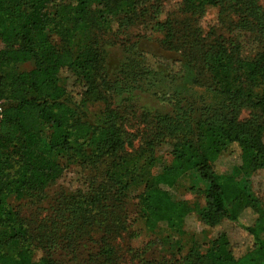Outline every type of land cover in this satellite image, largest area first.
I'll list each match as a JSON object with an SVG mask.
<instances>
[{
  "label": "trees",
  "instance_id": "1",
  "mask_svg": "<svg viewBox=\"0 0 264 264\" xmlns=\"http://www.w3.org/2000/svg\"><path fill=\"white\" fill-rule=\"evenodd\" d=\"M169 1L0 0V264H242L264 254L257 233L264 201L234 175L264 173V9L259 0H175L161 21ZM211 10L215 21L203 25ZM147 17L156 22L160 46L195 70L196 82L220 102L204 107L192 130L190 111L177 97L158 98L173 113L149 116L148 125L143 119L141 131H150L145 154L152 158L167 149L173 162L130 202L134 169L121 160L130 135L106 99L108 90L122 97L124 89L116 81L110 87L94 53L83 49L74 56L71 44L78 32L134 26ZM31 62V70L14 71ZM91 95L105 108L98 124L81 111ZM244 110L249 119L239 122ZM231 145L240 150V164L218 173L215 164ZM63 155L76 162L82 181L47 202L44 190L63 174ZM192 170L206 183L200 206L176 196V181ZM11 195L34 200L30 219L8 205ZM245 211L255 216L250 226L240 222ZM192 215L206 238L224 222L240 225L250 251L235 258L225 232L207 238L205 254L192 247L184 253L176 245L162 260H147V247L123 245L139 234L138 223L147 230L186 232Z\"/></svg>",
  "mask_w": 264,
  "mask_h": 264
},
{
  "label": "rangeland",
  "instance_id": "2",
  "mask_svg": "<svg viewBox=\"0 0 264 264\" xmlns=\"http://www.w3.org/2000/svg\"><path fill=\"white\" fill-rule=\"evenodd\" d=\"M175 0H170L164 7V14L160 20L165 19L168 11L174 7ZM264 9V0H259ZM98 8L92 6L89 12L92 16L97 14ZM216 19V12L211 10L203 18V25L212 24ZM219 34H223L220 32ZM161 34L154 19L150 17L143 21L139 20L134 26L113 28L112 30H90L75 34L71 44L74 56L79 55L83 49L94 53L99 60L100 75L111 85L116 81L122 97L112 91L107 95V103H111L110 109L115 110L123 117L121 126L129 133L128 139L131 145L122 153L121 160L129 169H134L133 182L129 181V200L131 202L141 193L146 183L152 177L159 174L164 168L172 164L167 149L159 151L156 156L149 158L145 154V143L150 136V131H141L144 124H149L150 117L172 116V106L163 104L158 99L162 95H174L180 100V106L189 112L192 130L194 123L200 116L204 107H216L220 100L204 86V82H196V71L184 67L180 57L160 46ZM34 64L26 63L18 65L15 72H25L33 68ZM75 92H78L74 89ZM122 98L130 99L129 102L116 105ZM93 95L88 96L81 111L86 119L92 124H98L105 115L102 101H97ZM126 105V106H125ZM150 116V117H149ZM249 119V112L244 110L239 115L238 121L244 122ZM149 122V123H147ZM192 137V135L190 136ZM193 141L196 140L192 137ZM261 141L264 143V129L261 133ZM63 166L64 172L52 185L48 186L43 193L47 202L54 196L65 190L79 188L82 181V173L76 162L69 156L63 155L58 159ZM240 164V150L236 145H231L218 159L215 170L218 173H229ZM237 182L246 189L253 197L264 201V173L262 171L251 176V171H235ZM177 197L187 200L190 205L200 206L204 203L206 183L200 179L195 170L189 171L176 181ZM8 205L17 211L21 217L30 219L35 213L34 200L16 199L13 195L7 198ZM255 216L251 211H245L240 218L242 225H252ZM139 234L136 238L123 243L132 248L147 247L145 257L149 261L162 260L175 252L176 245L181 251L192 247L198 253H206L207 238H213L219 233L228 235L231 251L235 258L242 257L251 248V241L244 234L240 225L222 223L220 226L209 230L208 237L200 234L204 228L198 224L196 216H189L185 223L186 232H172L167 229L147 230L141 223L136 225ZM257 233L264 242V224L257 227ZM122 245V246H123ZM242 264H264V254L255 253L250 262Z\"/></svg>",
  "mask_w": 264,
  "mask_h": 264
},
{
  "label": "built area",
  "instance_id": "3",
  "mask_svg": "<svg viewBox=\"0 0 264 264\" xmlns=\"http://www.w3.org/2000/svg\"><path fill=\"white\" fill-rule=\"evenodd\" d=\"M2 112H3V108H2V105H1V103H0V121H1V119H2Z\"/></svg>",
  "mask_w": 264,
  "mask_h": 264
}]
</instances>
